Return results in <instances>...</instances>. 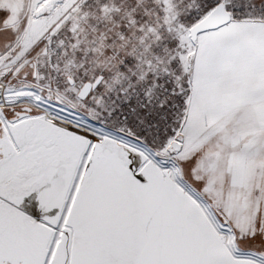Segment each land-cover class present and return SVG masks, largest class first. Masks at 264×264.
<instances>
[{"label":"snow or ice","instance_id":"obj_1","mask_svg":"<svg viewBox=\"0 0 264 264\" xmlns=\"http://www.w3.org/2000/svg\"><path fill=\"white\" fill-rule=\"evenodd\" d=\"M0 264H264V0H0Z\"/></svg>","mask_w":264,"mask_h":264}]
</instances>
